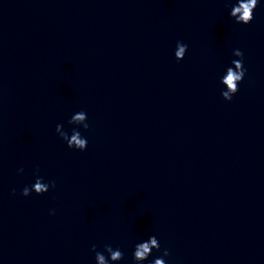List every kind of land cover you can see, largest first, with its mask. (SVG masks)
I'll use <instances>...</instances> for the list:
<instances>
[{"label":"clouds","instance_id":"9594fccd","mask_svg":"<svg viewBox=\"0 0 264 264\" xmlns=\"http://www.w3.org/2000/svg\"><path fill=\"white\" fill-rule=\"evenodd\" d=\"M230 2V0H229ZM260 0H237V2L231 7L230 17L234 19L235 23L247 25L254 19V10L259 6ZM188 45L178 41L175 50V58L177 61L182 60L187 52ZM233 55L239 57L232 61V67H228L226 74L221 78V83L226 90L221 92V96L225 101H231L233 96L239 91V84L243 81L247 69L244 67V53L240 49H234ZM71 125L82 126L84 130L89 129L87 122V114L84 111H80L71 116L68 121ZM56 132L62 140L67 143V147L70 149L84 151L88 146L86 138L82 137L80 131L76 128L72 129V134L69 136L68 132L63 129V125L58 124L56 126ZM23 172V169H19ZM40 169L37 166L34 173L37 174L36 180L33 185L25 186L20 195L24 197L30 196L33 192L37 195H43L47 193L49 189L56 187L54 180L44 182L43 177L39 176ZM12 194H16V190L12 189ZM54 214V213H53ZM153 250L161 251V245L156 236H150L147 241L137 243L133 251L134 264H142L152 254ZM91 251L95 253L96 264H110L111 262H118L124 259V253L119 249H113L111 245L104 246V252L108 253L105 256L104 253L97 251L96 245H92ZM170 256V252L167 248L163 249L162 257ZM151 264H166L165 259L156 258Z\"/></svg>","mask_w":264,"mask_h":264}]
</instances>
